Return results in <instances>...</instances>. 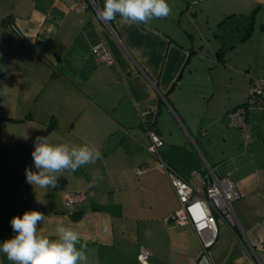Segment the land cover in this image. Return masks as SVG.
I'll use <instances>...</instances> for the list:
<instances>
[{
  "label": "crops",
  "instance_id": "obj_1",
  "mask_svg": "<svg viewBox=\"0 0 264 264\" xmlns=\"http://www.w3.org/2000/svg\"><path fill=\"white\" fill-rule=\"evenodd\" d=\"M84 2L0 0V244L16 235L14 216L36 210L50 239L59 223L81 234L88 264H140V246L149 264H264V114L247 113L246 148L228 117L264 78V0H167L170 16L139 27L105 22ZM256 32V60L247 51L237 56L247 69L233 64L224 44ZM99 44L113 62L92 52ZM147 130L163 140L157 157ZM37 136L94 144L102 157L55 189L34 188L25 169L37 171ZM161 162L189 180L207 164L233 182L242 233L218 222L203 255L190 224L166 221L178 200ZM65 194L79 197L68 206ZM0 264H11L2 252Z\"/></svg>",
  "mask_w": 264,
  "mask_h": 264
},
{
  "label": "clouds",
  "instance_id": "obj_2",
  "mask_svg": "<svg viewBox=\"0 0 264 264\" xmlns=\"http://www.w3.org/2000/svg\"><path fill=\"white\" fill-rule=\"evenodd\" d=\"M171 11L167 0H104L97 16L105 22L119 17V23L139 27L149 25L153 19L166 18ZM34 143L31 155L37 171L25 169L26 182L34 188L55 189L65 171L75 173L102 157L94 144L54 143L48 136H37ZM102 179L96 175L88 187H95ZM45 220L46 216L36 210L14 216L10 223L16 235L0 244V252L11 264H88L87 243L81 242V234L72 226L59 223L55 228L56 238L50 239L40 232L39 225Z\"/></svg>",
  "mask_w": 264,
  "mask_h": 264
},
{
  "label": "built area",
  "instance_id": "obj_3",
  "mask_svg": "<svg viewBox=\"0 0 264 264\" xmlns=\"http://www.w3.org/2000/svg\"><path fill=\"white\" fill-rule=\"evenodd\" d=\"M91 5L99 9L98 0H87L83 6ZM103 62L111 63L113 58L104 44L92 48ZM250 111H260L264 114V78L251 81L246 102L228 114L230 123L241 129L243 133V148L250 142L246 131V114ZM150 143L147 151L157 157V149L163 145L161 137L153 130L146 131ZM161 168L167 173L178 200V208L167 218V222L190 224L199 237L201 253L208 256L210 249L218 237V222L224 223L233 233H242L233 210V203L241 195L236 186L227 178L219 177L214 167L204 164L191 172L189 179L179 176L173 169L161 162ZM138 173L139 170H136ZM79 195L65 194L64 202L71 206ZM249 252L254 255L253 248L247 244ZM149 251L139 247L137 260L140 264H149Z\"/></svg>",
  "mask_w": 264,
  "mask_h": 264
},
{
  "label": "rangeland",
  "instance_id": "obj_4",
  "mask_svg": "<svg viewBox=\"0 0 264 264\" xmlns=\"http://www.w3.org/2000/svg\"><path fill=\"white\" fill-rule=\"evenodd\" d=\"M258 34L259 33L256 32V34L254 35V37H253V40L254 41L253 42L245 43V44L241 45L240 47L238 45L237 48H232V45H230L229 43L224 44V47L226 49H229V51L227 52V54H229L231 56V58L233 59L232 60L233 61V64H237L239 67H242L243 69L246 68L245 67L246 63L245 62L244 63L243 62H238L240 59L238 60L237 59V56H238V54H242V53L247 52V51H250V52H248V53H250V55L252 54L253 50L255 49L254 46H255V44H256V42L258 40ZM226 39H228V38H226ZM226 39H225V41H226ZM250 57H252V59L249 58V60H251L250 62L256 60V58H255L254 55H251Z\"/></svg>",
  "mask_w": 264,
  "mask_h": 264
},
{
  "label": "trees",
  "instance_id": "obj_5",
  "mask_svg": "<svg viewBox=\"0 0 264 264\" xmlns=\"http://www.w3.org/2000/svg\"><path fill=\"white\" fill-rule=\"evenodd\" d=\"M250 85H251V84H250ZM249 88H250V87H249ZM245 102H246V100H245ZM245 102H244V103H245ZM244 103H243V104H244ZM240 106H242V105H240ZM240 106H238V107H240ZM238 107L234 108V109L231 110L230 112L234 111V110L237 109ZM230 112H229V113H230ZM246 115H247V114H246Z\"/></svg>",
  "mask_w": 264,
  "mask_h": 264
}]
</instances>
